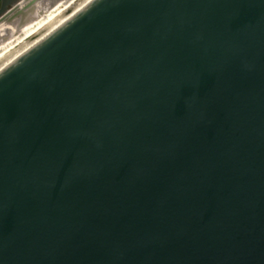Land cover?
<instances>
[{
  "label": "water",
  "instance_id": "1",
  "mask_svg": "<svg viewBox=\"0 0 264 264\" xmlns=\"http://www.w3.org/2000/svg\"><path fill=\"white\" fill-rule=\"evenodd\" d=\"M0 264H264V0H94L1 71Z\"/></svg>",
  "mask_w": 264,
  "mask_h": 264
},
{
  "label": "flooded vegetation",
  "instance_id": "2",
  "mask_svg": "<svg viewBox=\"0 0 264 264\" xmlns=\"http://www.w3.org/2000/svg\"><path fill=\"white\" fill-rule=\"evenodd\" d=\"M78 0H0V57L31 38Z\"/></svg>",
  "mask_w": 264,
  "mask_h": 264
},
{
  "label": "bare ground",
  "instance_id": "3",
  "mask_svg": "<svg viewBox=\"0 0 264 264\" xmlns=\"http://www.w3.org/2000/svg\"><path fill=\"white\" fill-rule=\"evenodd\" d=\"M93 1L94 0H78L72 6L63 11L58 17L42 27L31 38L0 57V72L41 43L47 36L58 30Z\"/></svg>",
  "mask_w": 264,
  "mask_h": 264
}]
</instances>
